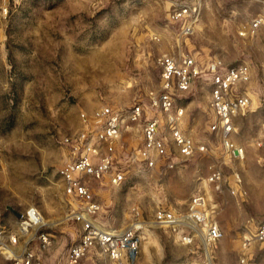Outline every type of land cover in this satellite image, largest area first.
<instances>
[{
  "label": "rangeland",
  "instance_id": "374dc122",
  "mask_svg": "<svg viewBox=\"0 0 264 264\" xmlns=\"http://www.w3.org/2000/svg\"><path fill=\"white\" fill-rule=\"evenodd\" d=\"M194 0H0V264H14L34 231L19 230L20 216L34 207L42 217L41 231L52 244L46 264H63L67 249L79 237L72 218L75 204L64 193L58 169L72 160L65 142L100 108L125 113L143 105L137 123L123 131L116 166L125 171L118 186L108 179L87 183L101 209L97 221L107 229L135 226L141 236L137 264H206L202 244H180L168 230L153 225L157 208L186 209L196 193L208 197L212 217L223 233L211 254L213 264H264V246L252 245L244 262L241 240L264 217V100L259 78L264 69V29L242 37L252 19L264 16V0H202L195 29L179 35L168 21L171 2ZM192 55L205 65L244 62L251 68L246 85L249 110L234 120L233 141L245 158L234 161L211 132L208 76L197 79L187 92L173 91L172 113L181 111L179 128L206 152L195 154L173 170L152 169L130 157L142 143V124L154 111L148 94L161 84L158 57ZM161 115V134L176 154ZM258 143H261L259 146ZM222 171L229 182L237 171L243 197H233L224 185L216 192L206 183L209 167ZM31 235V236H30ZM16 243H12V239ZM35 241V240H34ZM33 241V242H34ZM8 249L15 253L8 252ZM85 264H116L92 249Z\"/></svg>",
  "mask_w": 264,
  "mask_h": 264
},
{
  "label": "built area",
  "instance_id": "2783aa9c",
  "mask_svg": "<svg viewBox=\"0 0 264 264\" xmlns=\"http://www.w3.org/2000/svg\"><path fill=\"white\" fill-rule=\"evenodd\" d=\"M201 7L202 0H194L192 3L171 2L167 19L177 25L180 36L188 37L195 29ZM259 29H264V16L261 15L252 19L239 35L253 36ZM157 63L161 84L157 91H150L148 94L150 107L157 115L142 124V143L130 151L131 159L138 160L147 169L156 167L159 162L161 168L173 170L183 166L195 154L206 152L204 144L195 142L179 128L178 119L182 112L179 110L172 113V103L173 91L187 92L197 79L208 76V103L213 115L209 128L219 136L222 148L229 158L234 161L244 160V149L233 141L232 134L234 119L246 113L252 104L251 94L246 87L251 81L250 66L244 62L224 64L219 59L210 60L203 65L189 54L181 57L163 54L158 57ZM259 89L264 100V69L259 78ZM142 114L141 103H135L125 113L102 107L92 121L81 113L84 127L74 136L65 139L71 148L72 160L61 165L58 174L64 182L65 195L75 204L72 218L79 224L80 233L78 239L67 249L64 264H83L90 251L95 248L116 264H137L141 246L138 229L135 226L107 229L101 225L96 218L101 205L95 199L87 180L107 178L112 186H118L125 180V171L116 166L117 146L121 143L123 131L139 122ZM160 114H165V122L176 148L174 155L161 134ZM230 177L228 182L220 169L211 166L205 180L216 192L221 193L226 185L233 197L245 196L241 175L234 171ZM152 223L168 230L185 246H191L195 238H198L206 258L209 257L206 264H213L211 254L217 249L223 233L212 217L207 195H192L183 212L157 208L153 213ZM42 226V217L34 207L26 209L20 216L19 230L23 234L34 232L25 241L23 251L15 256L14 264H43L41 256L29 248L34 240L40 251H46L51 246L52 237L48 232L40 230ZM12 243H16V239L13 238ZM254 244L264 246V217L252 232L243 235L241 262L245 261V253Z\"/></svg>",
  "mask_w": 264,
  "mask_h": 264
},
{
  "label": "crops",
  "instance_id": "0c3cea01",
  "mask_svg": "<svg viewBox=\"0 0 264 264\" xmlns=\"http://www.w3.org/2000/svg\"><path fill=\"white\" fill-rule=\"evenodd\" d=\"M234 120H235V119H234ZM29 248L32 249L34 252L38 253V254L41 256V259H42L43 264H46V258H44V255H43L45 251H40V250L38 249V245H37L36 242H32V243H30ZM65 255H66V254H65ZM64 258H65V257H64ZM84 261H85V260H84ZM63 264H64V261H63ZM83 264H85V263H83ZM122 264H126V263L123 262Z\"/></svg>",
  "mask_w": 264,
  "mask_h": 264
},
{
  "label": "bare ground",
  "instance_id": "6f19581e",
  "mask_svg": "<svg viewBox=\"0 0 264 264\" xmlns=\"http://www.w3.org/2000/svg\"><path fill=\"white\" fill-rule=\"evenodd\" d=\"M8 252L15 253V251H12L11 249H8Z\"/></svg>",
  "mask_w": 264,
  "mask_h": 264
}]
</instances>
